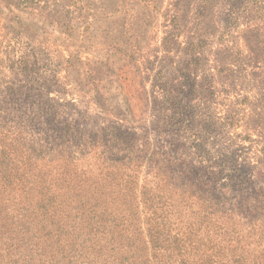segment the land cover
<instances>
[{
	"label": "rangeland",
	"instance_id": "rangeland-1",
	"mask_svg": "<svg viewBox=\"0 0 264 264\" xmlns=\"http://www.w3.org/2000/svg\"><path fill=\"white\" fill-rule=\"evenodd\" d=\"M4 159L55 183L74 167L103 194L115 169L138 192L202 183L258 215L264 0H0ZM20 227L0 213V264H37L30 244L49 255Z\"/></svg>",
	"mask_w": 264,
	"mask_h": 264
},
{
	"label": "trees",
	"instance_id": "trees-1",
	"mask_svg": "<svg viewBox=\"0 0 264 264\" xmlns=\"http://www.w3.org/2000/svg\"><path fill=\"white\" fill-rule=\"evenodd\" d=\"M35 170L0 160V213L13 231L36 225L49 253L30 244L37 264L43 256L51 264H264V207L255 215L253 199L233 203L202 183L176 196L145 186L138 192L118 169L97 182L109 189L103 194L74 167L64 166L57 183Z\"/></svg>",
	"mask_w": 264,
	"mask_h": 264
}]
</instances>
